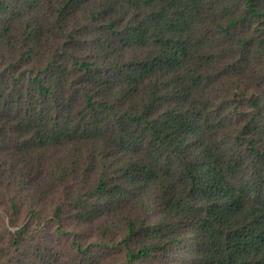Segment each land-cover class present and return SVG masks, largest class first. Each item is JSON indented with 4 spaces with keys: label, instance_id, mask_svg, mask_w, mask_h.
<instances>
[{
    "label": "trees",
    "instance_id": "obj_1",
    "mask_svg": "<svg viewBox=\"0 0 264 264\" xmlns=\"http://www.w3.org/2000/svg\"><path fill=\"white\" fill-rule=\"evenodd\" d=\"M48 197L82 264H264V0H0V264Z\"/></svg>",
    "mask_w": 264,
    "mask_h": 264
},
{
    "label": "rangeland",
    "instance_id": "obj_2",
    "mask_svg": "<svg viewBox=\"0 0 264 264\" xmlns=\"http://www.w3.org/2000/svg\"><path fill=\"white\" fill-rule=\"evenodd\" d=\"M57 199L48 197L46 203L39 204L37 209L41 211L38 217L28 215V210L24 209L20 216V223L29 224L31 231L36 235L37 239L47 240L50 242L53 248V252L59 256V264H82L84 257L80 258L75 256L74 253L77 250L76 242L74 241L76 234H79V239L90 242L94 240L92 233L84 226L80 225L71 215L69 211L64 212L62 226L65 230L75 231L72 233H61L58 231V224L56 220L47 218L48 214L53 212V206L56 204ZM8 220L9 218L6 217ZM7 222V221H6ZM0 222V232L5 229L7 223ZM14 229V228H11ZM103 260L100 264H117L123 260V254L120 251L116 252L109 249L103 251Z\"/></svg>",
    "mask_w": 264,
    "mask_h": 264
}]
</instances>
